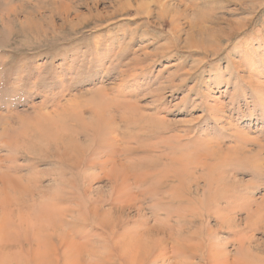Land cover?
Instances as JSON below:
<instances>
[{
  "label": "rangeland",
  "instance_id": "374dc122",
  "mask_svg": "<svg viewBox=\"0 0 264 264\" xmlns=\"http://www.w3.org/2000/svg\"><path fill=\"white\" fill-rule=\"evenodd\" d=\"M263 159L264 0H0V264H127L104 213L201 204L264 264Z\"/></svg>",
  "mask_w": 264,
  "mask_h": 264
},
{
  "label": "bare ground",
  "instance_id": "6f19581e",
  "mask_svg": "<svg viewBox=\"0 0 264 264\" xmlns=\"http://www.w3.org/2000/svg\"><path fill=\"white\" fill-rule=\"evenodd\" d=\"M253 156H254V154H253ZM254 157H256V156H254ZM257 157H258V155H257ZM260 162H261V160H260ZM260 170H263V169H260ZM116 177H117V175H116ZM116 180H117V178H116ZM125 180L127 181V179H125ZM125 189L123 191V189L121 190L120 187L117 188L116 189L117 190V197L122 196L123 193L125 192ZM90 190H91V188H90ZM129 194H130V192H129ZM101 199H100V201H101ZM108 201H109V199H108ZM106 202H107V200H106ZM263 206L264 205H262V204H260V205L258 204V207L256 206L257 208H255L253 210L250 209V211H253L254 214L260 213V211H262L261 209ZM203 208H204V210H203ZM216 208L213 206H209V204L208 205H202L201 204L195 210H193V211L191 210V214H189L188 217L190 219V222L192 223L191 224L192 228H183V229H178L177 231H174V230H172L173 227H172V229H170L168 227V226H172V225H168V226H166L168 228H166V227L165 228H159V230L156 228L157 226L155 228L153 227V231H151L150 229H152V228L149 229V227H150L149 226L148 227L149 231L145 228L146 231H148V232L147 233H145L146 231L143 232V233H145L144 235L141 234L142 227H141V229H139L138 227L137 228L127 227L128 228L127 231L125 229H122L121 232H118V230L121 229L120 226H118L120 224V222H115V223L110 222L111 221L109 218L110 215H108V214L104 213L103 215H105L104 217H106L107 219L102 218L101 220L105 224H108V227H112L111 231L113 232L112 233L113 235H115L116 232H117V234L126 233L128 235H131V239H130L129 243L124 242L125 245L122 248L123 251H122V249H120L121 255L123 257H125L126 259H124L122 256H121V258L123 260H126L127 264H160V263L161 264H193L191 259L194 257H199L201 260H203L207 264L208 263H210V264H252V262H253V256L251 254L252 251L250 252L249 245L247 244L249 239L248 238L246 239L245 236H243V237L240 236L241 238H239L237 240V244L239 246H237V248L235 249V252H236L235 254L239 255L240 257L234 258L232 260L227 259V257L229 255L224 253L223 247L219 244V242L215 241L217 231L220 229L222 230L223 227H233L232 223L235 220L234 218H230L229 215H227L228 214V213H226L228 210L227 208H226L227 210H225L221 207H218V206ZM224 211H226V212H224ZM250 211L248 212V215H249L248 217H250L252 215ZM211 212H213V213L216 212L218 215L219 221H218V224L216 227L210 226L206 222L209 218L207 219L208 215H205V214H209ZM163 213L165 214L164 219L163 218L161 219V216H162L161 212H158V214L155 215L157 217V220L165 221V218H166L167 221L171 224V221H173V219H174V214H170V212H168V211H165ZM137 214H142L141 210H138ZM198 214H199V216H197ZM107 215H108V217H107ZM20 219H21V223L24 222L22 217H20ZM176 219H178V218H176ZM109 223H110V226H109ZM159 223H158V225L160 226ZM250 225L253 226L252 223L249 224V227H251ZM117 226H118V228H117ZM180 226L181 225H179L178 227H180ZM174 228H176V227H174ZM181 228H182V226H181ZM56 230L57 229H55V231ZM58 230H60V229H58ZM50 232H51V230H50ZM117 234L115 235V237L117 236ZM163 235H167L168 240ZM128 237H130V236H128ZM169 239H170V241H169ZM143 240H144V242H143ZM121 241H122V239H121ZM172 241H173V244H171ZM182 241L190 242L191 244H183ZM111 242L114 245H116V247H117V245H118L117 238L111 237ZM74 243H72V244H74ZM44 254H46V253H44Z\"/></svg>",
  "mask_w": 264,
  "mask_h": 264
}]
</instances>
